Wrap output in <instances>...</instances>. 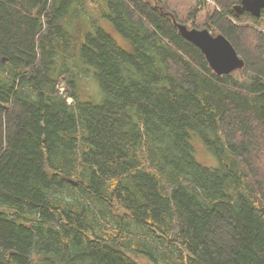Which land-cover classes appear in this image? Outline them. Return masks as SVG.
Instances as JSON below:
<instances>
[{
	"label": "trees",
	"instance_id": "16d2710c",
	"mask_svg": "<svg viewBox=\"0 0 264 264\" xmlns=\"http://www.w3.org/2000/svg\"><path fill=\"white\" fill-rule=\"evenodd\" d=\"M241 1L207 18L236 77L150 0H0V264H264V12Z\"/></svg>",
	"mask_w": 264,
	"mask_h": 264
},
{
	"label": "water",
	"instance_id": "95a60500",
	"mask_svg": "<svg viewBox=\"0 0 264 264\" xmlns=\"http://www.w3.org/2000/svg\"><path fill=\"white\" fill-rule=\"evenodd\" d=\"M234 11L237 16L249 13L259 18L264 12V0H242L234 7ZM174 23L179 34L202 52L215 74L230 75L244 69L245 61L223 34L214 35L209 29L189 28L176 20Z\"/></svg>",
	"mask_w": 264,
	"mask_h": 264
},
{
	"label": "rangeland",
	"instance_id": "374dc122",
	"mask_svg": "<svg viewBox=\"0 0 264 264\" xmlns=\"http://www.w3.org/2000/svg\"><path fill=\"white\" fill-rule=\"evenodd\" d=\"M153 5H158L162 7L165 11L170 12L176 15L179 23L186 24L189 28H198L204 29L208 28L207 21L208 16L216 9V4L214 0H150ZM105 26L106 23L102 22ZM261 33L264 34V29H258ZM82 72L85 73L83 70ZM243 69L236 70L233 72L236 77H241ZM232 73V74H233ZM83 84V82H82ZM85 94L87 93V98L93 100L96 103H101L104 100L105 93L102 91L97 79L91 77L84 81ZM62 93L65 94V87L61 88ZM70 104H73L72 99H68ZM197 151L200 153L201 159L206 164L213 165L215 164L214 159L208 155L207 150L204 146H197ZM145 264V263H144Z\"/></svg>",
	"mask_w": 264,
	"mask_h": 264
}]
</instances>
